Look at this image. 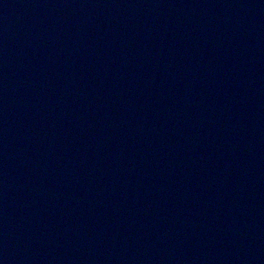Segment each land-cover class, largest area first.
<instances>
[{
  "label": "water",
  "instance_id": "95a60500",
  "mask_svg": "<svg viewBox=\"0 0 264 264\" xmlns=\"http://www.w3.org/2000/svg\"><path fill=\"white\" fill-rule=\"evenodd\" d=\"M0 264H264V0H0Z\"/></svg>",
  "mask_w": 264,
  "mask_h": 264
}]
</instances>
